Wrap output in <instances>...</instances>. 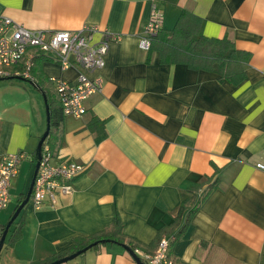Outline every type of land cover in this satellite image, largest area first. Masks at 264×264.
I'll return each instance as SVG.
<instances>
[{
	"label": "crops",
	"instance_id": "0c3cea01",
	"mask_svg": "<svg viewBox=\"0 0 264 264\" xmlns=\"http://www.w3.org/2000/svg\"><path fill=\"white\" fill-rule=\"evenodd\" d=\"M154 7L164 16L163 36L188 11L202 19L198 31L249 52L244 79L163 62L158 50L141 48ZM2 15L31 29L95 25L120 39L92 74L103 88L85 101L80 117L62 113L50 81L73 80L76 68L62 70L56 59L36 53L31 79L0 80V162L7 153L27 154L0 211V229L29 189L48 125L44 97L57 116L50 138L57 158L87 165L73 193L57 204L29 201L0 264L52 263L117 219L125 241L141 247L175 235L170 253L178 264H264V170L257 167L264 164V0H0ZM184 25L199 26L191 17ZM100 38L95 33L94 41ZM211 184V197L190 213L195 193ZM63 264L138 263L109 242Z\"/></svg>",
	"mask_w": 264,
	"mask_h": 264
},
{
	"label": "built area",
	"instance_id": "2783aa9c",
	"mask_svg": "<svg viewBox=\"0 0 264 264\" xmlns=\"http://www.w3.org/2000/svg\"><path fill=\"white\" fill-rule=\"evenodd\" d=\"M162 11L154 7L150 21L140 38V47L149 50L152 38L163 28ZM101 38L94 41L95 33ZM120 36L98 26L86 25L77 30L31 29L12 18L0 16V77L22 76L31 79L37 54L56 59L62 70L76 68L73 80L52 76L64 115L80 117L87 108L85 101L103 88L100 76L112 41ZM25 152L7 153L0 162V211L11 201V184L26 159ZM257 167L264 170V164ZM87 169V165L71 159H58L49 144H43L42 158L31 194V202L41 207L46 201L57 204L60 195L73 193V181ZM147 264H176L170 256L169 240L163 238L154 254L137 250Z\"/></svg>",
	"mask_w": 264,
	"mask_h": 264
},
{
	"label": "trees",
	"instance_id": "16d2710c",
	"mask_svg": "<svg viewBox=\"0 0 264 264\" xmlns=\"http://www.w3.org/2000/svg\"><path fill=\"white\" fill-rule=\"evenodd\" d=\"M187 17H191L194 22H197L199 25L198 28L195 25H184V20ZM201 22L202 19L198 16L193 15L188 11H184L172 34L163 36L159 33L158 35L154 36L152 38V45L149 50H158L163 62H186L190 66L195 68H205L214 71L220 74L223 78L228 79L232 82L238 83L242 81L245 77L244 65L250 59V53L237 49L235 43L228 38L219 39L207 37L201 30L198 31L200 29ZM47 102V104L50 106L51 130L44 144H49L52 147L50 138L52 136L54 127L57 124V116L51 106V100L49 97L47 99ZM215 188L216 187L214 186V184L208 185L205 189L200 188L195 193V205L190 208V213L196 211V209H199L211 197ZM25 198L26 193L17 204L16 210ZM184 209L185 203L181 205L180 211L182 212L184 211ZM13 215L14 213L12 214V216ZM18 218L19 216L14 220L11 227L17 223ZM6 226L7 224L0 229V241ZM11 227L9 229V232L11 230ZM9 232L7 234L4 245L7 243ZM163 238L164 236L160 235L153 243L152 248H145L136 245L133 242H126L123 235V225L121 221L117 219L114 220L111 226H108L104 231L96 235L77 239L80 246L75 249V252L87 247L88 245L96 241L100 242L98 246H100V244H106L102 241L107 240L112 243L128 245L135 252L137 250H140L147 254H154L160 241ZM165 238L169 240V246L171 248L176 239V236L171 235L170 237ZM170 256L172 257L171 253ZM140 258L145 264H147L142 257ZM176 264L178 263L176 262Z\"/></svg>",
	"mask_w": 264,
	"mask_h": 264
},
{
	"label": "water",
	"instance_id": "95a60500",
	"mask_svg": "<svg viewBox=\"0 0 264 264\" xmlns=\"http://www.w3.org/2000/svg\"><path fill=\"white\" fill-rule=\"evenodd\" d=\"M4 79H22V80H28L26 79L25 77H22V76H17V75H14V76H8V77H0V80H4ZM46 99V98H45ZM47 102V100H46ZM47 112H48V125H47V129L45 131V133L43 134V136L41 137L40 141H39V144H38V147H37V151H36V166H35V170H34V173H33V177H32V180H31V183H30V186H29V189L26 193V198L20 203L19 207L17 208V210L15 211L14 215L12 216V218L9 220V222L7 223V226L4 230V233L2 235V238H1V241H0V252L4 246V243H5V240H6V237H7V234L9 232V229L12 225V223L14 222V220L19 216L20 212L24 209V207L29 203L30 201V198H31V194H32V191H33V187H34V183H35V180H36V176H37V173H38V170H39V166H40V161H41V158H42V147H43V144L44 142L46 141L49 133H50V130H51V113H50V107L49 105L47 104ZM102 242H105V243H108L110 241H107V240H104ZM101 242V243H102ZM100 242L99 241H96L90 245H88L87 247L69 255V256H66L64 258H61V259H58L52 263H49V264H63L69 260H72V259H75L77 256L85 253L86 251H88L90 248L98 245ZM122 245L124 248H126L129 253L134 257V259L137 261L138 264H145L141 258L137 255V253L131 248L129 247L128 245H125V244H120Z\"/></svg>",
	"mask_w": 264,
	"mask_h": 264
},
{
	"label": "rangeland",
	"instance_id": "374dc122",
	"mask_svg": "<svg viewBox=\"0 0 264 264\" xmlns=\"http://www.w3.org/2000/svg\"><path fill=\"white\" fill-rule=\"evenodd\" d=\"M43 103H44V110H45V115H46V120L48 121V112H47V102H46V99H45V97H44V101H43ZM47 128V127H46ZM31 174H33V172L31 173ZM31 178H32V176H31ZM30 178V179H31ZM17 180H14L13 182V186H15V182H16Z\"/></svg>",
	"mask_w": 264,
	"mask_h": 264
}]
</instances>
